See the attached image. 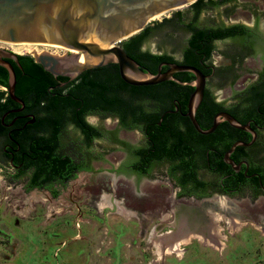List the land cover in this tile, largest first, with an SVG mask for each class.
<instances>
[{
    "label": "flooded vegetation",
    "instance_id": "af4514ba",
    "mask_svg": "<svg viewBox=\"0 0 264 264\" xmlns=\"http://www.w3.org/2000/svg\"><path fill=\"white\" fill-rule=\"evenodd\" d=\"M251 15L252 24L249 26L246 25L249 27V32L244 41L236 39L234 33L221 37L214 36L212 39L206 36L202 44L203 46L208 43L211 44L212 50L209 57L206 59L204 56H200L201 51L196 52L199 56L198 66L183 62V52L186 45L181 49L178 57L166 53H155L146 47L145 43L147 37L138 45L139 52L148 51L151 54H166L170 58L161 60L157 64L155 72L151 71L147 66L140 65L145 71L151 73H156L158 65L162 62L195 66L206 76L204 94L206 91L211 92L214 102L220 104V108L215 114L222 111L231 114L229 111L230 107L237 103V100L241 97V94L238 92L247 86L246 85L240 90L233 88L238 79L236 70L245 58H249L258 65L257 70L251 71L253 74L252 81L248 85L252 86L253 90H255V87L264 80V28L260 26V17L255 10L251 12ZM237 24L241 23L232 24L217 22L199 25L202 29L203 27L208 28L210 30L209 33H212L211 29L215 31H225L228 27ZM188 36L189 34H187V37ZM125 42L120 43L124 51ZM222 43L228 44L221 54L228 60V63L223 67H217L214 65L212 57L214 52L218 50V45ZM0 48L4 47L0 46ZM4 49L17 55V62L13 59L6 60L11 63L15 72L16 82L14 95L19 101L10 97L8 84L3 85L0 83V165L6 162L11 171L3 173V176L11 182L22 183L24 189L27 190L28 193L33 190L42 191L48 193L50 199L56 198L60 190L63 189L67 183L77 179L80 174H84V181H87L85 184H88V186L91 183L103 185V189L99 191H104V193L106 192L108 195L110 180H112V178L121 183H127L129 181L134 184V186H139L144 181H149L150 179L155 180L158 173L163 171L174 189V201H181L180 203L187 201L196 202L199 203V205L201 203L208 204L209 202L207 199L222 197L223 199L226 198V202L228 203L226 208L220 207L218 200L217 202H210L209 206L213 207V209L219 208L229 216H236L239 214L232 203H230V199L247 196L250 200L255 201L264 198V171L254 169V165H258L260 168L264 167V161H261V158L264 156V126L261 127L260 125H256L255 127H251L250 125L256 134L254 142L244 147L245 150L242 154H240L236 148L230 154V159L235 164L241 163V167L238 171H234L229 164L223 161V155L229 148L224 151L221 156V160L227 169L233 170L236 174H243V182L240 184L232 183L230 185L228 180H231V174L221 176L216 171V167L214 168V164L207 161L203 166L202 162L197 158H195L193 164L196 177L195 181L192 182L189 179L183 181L181 179L182 171L176 168L179 164L178 162L160 160L157 157V147L153 135L157 128L161 129L162 125L163 128H166L167 124L163 123L165 116L167 118H187L190 122L189 118L186 116V108L184 111L180 100L174 97L171 102L169 101L159 109L158 120L152 125V129L150 131L148 129L146 130L151 123L148 124V126H146L147 124L143 125L139 122L135 123L125 109L126 102L129 99L128 97H130L128 94V84L125 83L123 89H119L116 92L113 91L110 82L111 73L114 71L117 75L115 76V82H118L119 79L121 80L118 66L114 63H108L97 68L84 70L72 79L62 75L55 76L46 71L50 77V82L45 87V96L47 100L54 99L58 101L59 119L61 121V129L58 131L57 144L54 152V155L57 156L60 161L61 173L58 174L53 184L58 194L56 197H53L51 190L45 187L48 182L44 179L41 188L36 186L29 187L34 170L33 163L38 160L40 154L45 158L42 150L43 146L41 150H38V148H33V143L40 138H44L45 132L42 131L41 126L38 124L41 113L30 109L27 103L16 95V88L22 76L24 77L27 75L24 73L19 57L26 56L32 59L33 63L41 66L39 63L35 62L34 58V54L39 53H16L12 49ZM50 53L63 55L68 52L65 50L60 54L55 52ZM232 56H235L236 60L233 66H231ZM239 56H243L241 62H239ZM167 69V66L163 65L161 67L162 72ZM17 71H22L20 78L17 77ZM184 73L190 75L189 79H179L182 78ZM173 77L180 81L181 85L193 87L192 83L195 78L192 73L177 72L173 74ZM212 81L214 82L213 84H216L215 87L222 88L228 86L232 92L231 97L223 101H218L212 92L215 87H210ZM135 95H138V93ZM115 96H118L120 99V102H118L119 105L111 102V98ZM67 101H70L73 107L68 109L65 105ZM45 102L46 101H42L40 105ZM260 103H264V95ZM147 108L151 110L152 107L147 106ZM202 112L203 110H201L199 106L196 114H198L200 118L204 116ZM257 113L259 117L260 115H264V112L261 110H258ZM247 122L250 124L252 120ZM156 126L157 128H155ZM180 128L182 129L181 126ZM133 133H137L138 136H132ZM167 133H169L172 139V132L167 131ZM246 133L252 138L250 133ZM28 136H31V138L28 142H25ZM209 150L215 152L217 148H210ZM108 155L114 160H111ZM214 155H216V152ZM206 156L210 157L208 153ZM63 159H67L66 163L61 162ZM44 160L47 162L48 159L45 158ZM25 164L28 165L25 166ZM95 195L96 194H94V196ZM101 196L102 194L98 197L101 198ZM183 205H185V203H183ZM206 210L208 209H205L203 213L206 214ZM261 223L264 227V219H261Z\"/></svg>",
    "mask_w": 264,
    "mask_h": 264
},
{
    "label": "rangeland",
    "instance_id": "374dc122",
    "mask_svg": "<svg viewBox=\"0 0 264 264\" xmlns=\"http://www.w3.org/2000/svg\"><path fill=\"white\" fill-rule=\"evenodd\" d=\"M253 10L258 13L259 24L264 28V0H235L207 9L200 13L198 23L249 26ZM175 11H182L189 20L191 13L187 6L165 13L148 25L172 16ZM186 38L184 29L172 24L154 31L147 37L145 45L152 52L178 57ZM0 46L8 48L6 43H0ZM227 46V43L218 45L212 57L215 66L223 67L228 63L221 55ZM257 69L256 63L245 58L236 70L238 79L233 88L240 90L248 85L252 81L251 71ZM213 83L210 84L212 88L216 86ZM212 92L218 101L232 95L228 86L215 87ZM133 135L138 136L137 133ZM108 157L114 160L110 155ZM10 171L6 162L1 163L0 264H264V227L261 223L264 198L255 201L247 196L227 199L239 214L229 216L219 208L209 206L210 202L218 200L220 207L226 208V198H210L208 204L200 205L174 201V189L160 171L155 180L144 181L139 186L112 178L108 195L99 191L103 185L91 183L88 186L85 175L80 174L67 183L56 198L50 199L46 192L33 190L28 193L22 183L5 178L3 173ZM100 194L108 198L111 208L97 207ZM179 208L185 210L183 213H189L191 220H207L213 214L219 215L221 219L217 224L223 239H211L212 243L207 244L192 237L187 244L172 250H166L165 245L155 247L157 240L165 244L167 238L179 235L175 227ZM121 209L131 215H120ZM205 209H208L206 214L203 213ZM198 230L197 233L203 234L201 229ZM152 232L155 234L151 237Z\"/></svg>",
    "mask_w": 264,
    "mask_h": 264
},
{
    "label": "trees",
    "instance_id": "16d2710c",
    "mask_svg": "<svg viewBox=\"0 0 264 264\" xmlns=\"http://www.w3.org/2000/svg\"><path fill=\"white\" fill-rule=\"evenodd\" d=\"M235 0H196L194 3L189 5L190 17L186 20L182 11H175L172 16L164 18L162 21L154 22L152 26L147 25L142 31L131 36L124 44L126 53L132 57L136 62L143 66H147L151 71L155 72L157 64L164 59L170 57L166 54H151L148 51L139 52L138 45L140 42L154 31L164 28L165 26L176 25L189 34L185 39V48L183 62L187 64H193L198 66L199 56L196 54L197 51H201L200 56L208 58L212 50L211 44L203 46L202 41L205 40L206 36L209 39L215 37L225 36L227 34L234 33V37L241 41H244L248 36L249 27L242 24L232 25L225 31H215L209 33V29L199 25L198 20L200 13L207 9H215ZM20 63L23 66L24 73L26 76H22L17 88L16 95L21 97L28 105V107L36 112L41 113V117L38 119V124L41 126L45 137L40 138L38 141L33 143V148L42 149L47 162L44 160L42 154H40L38 160L33 163L34 170L31 177L29 187L43 186V179L48 182L45 186L51 190L53 197L57 196V191L53 187L58 174H60V161L57 156L54 155L55 146L57 144L58 131L61 129V121L59 119L58 112V101L54 99L47 100L45 96V87L50 82L48 73L39 65L32 62V59L26 56H20ZM243 59V56H239V62ZM235 56H232L231 66L235 63ZM22 71H17V77L20 78ZM115 72L111 73V86L113 91H118L124 88L125 82L119 79L115 82ZM187 73H184L182 78L189 79ZM117 81V80H116ZM0 83L3 85L7 84V71L5 68L0 66ZM128 94L130 97L126 102L125 109L133 120L143 125H149V131L152 129V125L158 120L159 109L166 105L174 97H177L182 107L186 108L187 98L193 87L181 85L175 81H164L162 83L151 85V86H128ZM138 95H135L137 94ZM241 97L237 100V103L232 105L229 109L230 113L242 124L249 120L251 127L256 125L264 126V115L258 116L257 111L261 110L264 112V103L261 102V98L264 95V80H262L253 90L252 86L247 85L244 89L238 92ZM134 94V95H133ZM133 95V96H132ZM132 96V97H131ZM42 101H46L41 104ZM113 104L120 102L119 97L115 96L111 98ZM65 105L69 109L73 107L70 101L65 102ZM147 106L152 107L147 108ZM203 110L201 118L196 115V119L202 129H207L211 126L212 118L215 112L220 108V104L214 102L211 92L206 91L204 99L200 105ZM119 108V107H118ZM205 112V113H204ZM168 116V115H167ZM164 124H167L166 128L163 125L160 128H155L154 140L157 147V157L160 160L176 161L179 164L176 166L182 171V180L187 179L192 182L195 181L194 172V160L197 158L202 162V165L207 161H210L216 167V171L219 175L231 174V180H228L229 184H240L244 180L242 173L236 174L233 170L227 169L221 160L223 152L226 151L230 145L236 140L249 141L250 135L246 132L235 129L230 126L227 122H221L214 132L202 135L194 130L187 118H167L164 117ZM162 123V124H163ZM145 126V127H146ZM182 127V129L180 128ZM144 127V128H145ZM160 129V130H159ZM168 129V130H164ZM40 130V128H39ZM180 130V131H179ZM172 132L173 138L171 139L169 133ZM31 136L25 139L28 142ZM40 141V142H39ZM210 148H217L215 152L210 151ZM236 150L243 153L244 147H236ZM212 152V153H211ZM207 153L210 157L206 156ZM264 154V152H263ZM208 157V158H207ZM67 159H63V163H66ZM264 161V156L261 158ZM260 161V163H261ZM28 164H25L27 166ZM27 168V167H26ZM254 169L264 171V167L260 168L258 165H254Z\"/></svg>",
    "mask_w": 264,
    "mask_h": 264
},
{
    "label": "water",
    "instance_id": "95a60500",
    "mask_svg": "<svg viewBox=\"0 0 264 264\" xmlns=\"http://www.w3.org/2000/svg\"><path fill=\"white\" fill-rule=\"evenodd\" d=\"M196 0H0V43H12L25 52L34 54L35 62L52 75L70 79L84 70L108 63L118 66L123 82L132 86H151L164 81H175L177 72L194 75L193 90L188 97L186 116L199 134L212 133L225 121L235 129L252 135L249 142L235 141L223 155V161L234 171L235 164L230 154L237 146L247 147L256 137L247 122L241 124L231 114L218 112L211 126L202 129L195 114L205 90L206 76L195 66L162 62L156 73L147 72L120 46L127 38L142 31L151 20L173 10L187 7ZM67 50L63 55L57 54ZM17 62V55L0 48V66L7 71L10 97L14 95L15 72L10 62ZM168 69L161 71L162 66Z\"/></svg>",
    "mask_w": 264,
    "mask_h": 264
},
{
    "label": "bare ground",
    "instance_id": "6f19581e",
    "mask_svg": "<svg viewBox=\"0 0 264 264\" xmlns=\"http://www.w3.org/2000/svg\"><path fill=\"white\" fill-rule=\"evenodd\" d=\"M158 17L159 16H157L156 18H158ZM6 44H8L9 49H12L16 53L25 52L24 50H22L21 48H19L15 44H12V43H6ZM97 207L99 209L111 208L112 204L106 196H102L100 201L97 203ZM178 211L180 213H178V215L176 216V219H177L176 222L177 223H176L175 227H176L179 235H176L175 238H173V239H170V237L167 238V241H166L167 243H165V244L163 243V241L157 240V242H155V244H154L155 247L160 248V247H162V245H165V247L167 248L166 250H172L173 247L178 248L177 246L180 244H187L192 237H195L196 239L198 238L202 243H207V244L212 243L211 239H217V240L223 239V236H221L219 233V227L217 224L219 219H221V217L219 215L213 214L210 217V219L198 221V219L197 220L196 219L191 220V215L189 213H187V212L183 213L185 211L184 209L179 208ZM119 214L122 216H126V217L131 215L129 212L122 210V209L120 210ZM192 221L195 224H192L191 223ZM228 223H231V222L228 221ZM234 224H237V223H234ZM230 226L232 228L234 227L231 224H230ZM198 229H201V231H203V234L197 233V232H199ZM154 232H152L151 237L154 236V234H155Z\"/></svg>",
    "mask_w": 264,
    "mask_h": 264
}]
</instances>
